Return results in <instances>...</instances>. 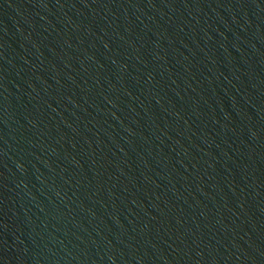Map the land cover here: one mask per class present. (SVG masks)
<instances>
[{
    "label": "water",
    "instance_id": "1",
    "mask_svg": "<svg viewBox=\"0 0 264 264\" xmlns=\"http://www.w3.org/2000/svg\"><path fill=\"white\" fill-rule=\"evenodd\" d=\"M0 264H264V0H0Z\"/></svg>",
    "mask_w": 264,
    "mask_h": 264
}]
</instances>
